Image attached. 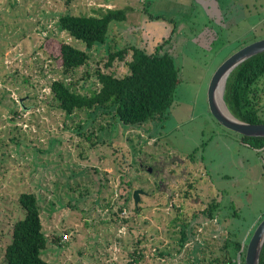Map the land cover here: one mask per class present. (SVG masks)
Wrapping results in <instances>:
<instances>
[{
  "label": "rangeland",
  "instance_id": "obj_1",
  "mask_svg": "<svg viewBox=\"0 0 264 264\" xmlns=\"http://www.w3.org/2000/svg\"><path fill=\"white\" fill-rule=\"evenodd\" d=\"M107 9L126 19L63 75L58 48L79 43L58 18ZM262 39L264 0H0V264L26 192L37 199L48 264H125L136 245V264H208L229 234L248 242L264 219V147L222 127L207 92L223 62ZM132 45L173 57L179 81L165 121L124 127L108 112L59 109L52 82L88 95L96 71L127 74L130 51L109 68L107 54ZM257 89L264 121V78ZM137 189L146 194L136 207Z\"/></svg>",
  "mask_w": 264,
  "mask_h": 264
},
{
  "label": "trees",
  "instance_id": "obj_2",
  "mask_svg": "<svg viewBox=\"0 0 264 264\" xmlns=\"http://www.w3.org/2000/svg\"><path fill=\"white\" fill-rule=\"evenodd\" d=\"M125 14V10L107 9L88 16L66 14L59 17V28L79 43L78 46L67 42L60 44L56 57L62 74L68 75L84 66L89 59L87 50L103 45L110 24L124 21ZM162 48L158 45L148 53L132 45L108 52L106 67L109 68L114 60L123 61L130 51V60L125 62L127 74L118 78L111 73L96 71L99 87L88 95L77 93L73 84L63 81L52 82L50 92L65 115H71L75 110H92L93 113L100 110L110 113L124 127L141 126L150 121L161 123L167 119L179 81L173 57ZM263 78L264 53L253 56L230 74L223 100L232 115L250 124L264 123L259 116L260 96L257 92ZM240 137L242 143L251 149L264 147V138ZM18 200L24 217L12 226L10 243L3 253V264H48L41 257L46 238L36 196L26 192ZM218 205L213 202L207 206L205 210L209 218H213ZM185 231V228L180 230V246L186 239ZM236 238L235 233L221 240L208 264H243L247 240L243 243ZM135 248L128 254L130 260L125 264H136L143 258ZM259 264H264V247Z\"/></svg>",
  "mask_w": 264,
  "mask_h": 264
},
{
  "label": "water",
  "instance_id": "obj_3",
  "mask_svg": "<svg viewBox=\"0 0 264 264\" xmlns=\"http://www.w3.org/2000/svg\"><path fill=\"white\" fill-rule=\"evenodd\" d=\"M264 53V39L255 41L247 46L242 47L239 51L232 54L225 62H223L213 77L211 78L208 86L207 100L208 108L212 117L225 129L236 133L240 136L250 138H264V123L250 124L236 118L231 114L227 108L223 95L230 74L242 63L246 62L253 56ZM223 80V87L221 93V102L225 108L226 114L222 112L216 101V92L219 83ZM140 168L151 169L146 165L140 164ZM146 194L142 190H134L132 193L133 203L137 207L139 196ZM264 247V219L257 224L246 244L243 264H259L262 249Z\"/></svg>",
  "mask_w": 264,
  "mask_h": 264
},
{
  "label": "bare ground",
  "instance_id": "obj_4",
  "mask_svg": "<svg viewBox=\"0 0 264 264\" xmlns=\"http://www.w3.org/2000/svg\"><path fill=\"white\" fill-rule=\"evenodd\" d=\"M222 87H223V80H221V82L219 83V86L217 88L216 101H217V105H218L219 109L226 114L225 108L221 102Z\"/></svg>",
  "mask_w": 264,
  "mask_h": 264
}]
</instances>
